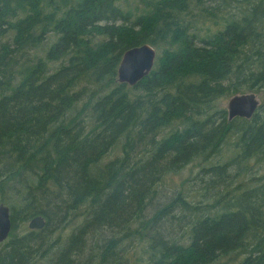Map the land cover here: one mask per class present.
Instances as JSON below:
<instances>
[{"label": "trees", "instance_id": "16d2710c", "mask_svg": "<svg viewBox=\"0 0 264 264\" xmlns=\"http://www.w3.org/2000/svg\"><path fill=\"white\" fill-rule=\"evenodd\" d=\"M145 43L153 69L119 81ZM251 91L264 0H0V264H83L87 234V264H264V105L221 104ZM191 163L198 187L155 203Z\"/></svg>", "mask_w": 264, "mask_h": 264}, {"label": "water", "instance_id": "95a60500", "mask_svg": "<svg viewBox=\"0 0 264 264\" xmlns=\"http://www.w3.org/2000/svg\"><path fill=\"white\" fill-rule=\"evenodd\" d=\"M156 57L157 51L149 43L129 48L123 54L118 68L119 81L136 85L153 69ZM259 105L260 100L254 92L233 95L227 103L229 119L232 120L236 116L252 118ZM45 224V218L39 215L30 220L29 227L31 229H41ZM12 227L10 207L1 203L0 241H4L9 236Z\"/></svg>", "mask_w": 264, "mask_h": 264}, {"label": "rangeland", "instance_id": "374dc122", "mask_svg": "<svg viewBox=\"0 0 264 264\" xmlns=\"http://www.w3.org/2000/svg\"><path fill=\"white\" fill-rule=\"evenodd\" d=\"M254 93L257 94V96H258V98H259V100L261 102V105H264V93H262V92H259V93L258 92H254ZM228 100H229V98L223 99L222 102H221L222 106L227 107ZM259 111H261V108L258 109V112ZM231 144L232 143H229V146H226L229 149L224 154L222 159L226 160V159H228L229 157H231L234 154ZM110 157H113V155H110ZM248 162H249V165H250V167L252 169L254 168V170H257L258 167H259L260 168L259 169V173L260 174L264 173V162L263 163L259 162V165L255 162V160H249ZM200 169H201V167H199V163H191V164L187 165L186 167H184L183 169H181L179 172L173 174V176H169L167 179H165L164 180V184H163L162 188L160 189L159 195L157 196V201H155V203L156 202L164 203L167 200V199H165L163 197L164 194L167 195V196H170L171 194H173L174 191H176L178 189H184L185 191H187L189 189H194V188L198 187L199 181L197 179H195V177L199 173ZM28 223H29V221L24 223L18 229V233L22 234V233H25V231L27 229H30ZM71 231H72V228H69L67 230V232H66V230L63 231L62 233H61V230L60 231L58 230L54 234V239H57V237L59 235H62V234H64L65 237H66L67 235H69V233ZM95 239H96V237H95ZM85 240H86V242L89 240V246L85 250L84 254L82 255V258H80L81 261L83 259V261H82L83 264L89 263V261L91 259V257H88V256L90 255V253L92 251V250H90V246H91V248H94L92 246L93 242H94V236L92 234L91 235L87 234L85 236ZM0 244L3 245L5 243H0ZM132 250H133V248L130 247V250H129V255L130 256L135 254V253H133ZM93 252H94V250L92 251V253Z\"/></svg>", "mask_w": 264, "mask_h": 264}, {"label": "bare ground", "instance_id": "6f19581e", "mask_svg": "<svg viewBox=\"0 0 264 264\" xmlns=\"http://www.w3.org/2000/svg\"><path fill=\"white\" fill-rule=\"evenodd\" d=\"M260 104H261V103H260ZM259 106H260V105H259ZM228 116H229V114H228ZM0 204H1V203H0ZM5 205H7V204H5ZM7 206H9V205H7ZM9 207H10V206H9ZM10 214H11V209H10ZM37 216H39V215H37ZM40 216H42V215H40ZM34 217H36V216H34ZM34 217H33V218H34ZM31 219H32V218H31ZM31 219H30V220H31ZM30 220H29V222H30ZM45 221H46V220H45ZM28 225H29V223H28ZM29 228H30V227H29ZM30 229H31V228H30ZM11 231H12V230H11ZM10 233H11V232H10ZM9 235H10V234H9ZM8 237H9V236H8ZM7 239H8V238H7Z\"/></svg>", "mask_w": 264, "mask_h": 264}, {"label": "flooded vegetation", "instance_id": "af4514ba", "mask_svg": "<svg viewBox=\"0 0 264 264\" xmlns=\"http://www.w3.org/2000/svg\"><path fill=\"white\" fill-rule=\"evenodd\" d=\"M7 238H8V237H7ZM7 238H6L4 241H0V243H5V242L8 240Z\"/></svg>", "mask_w": 264, "mask_h": 264}]
</instances>
